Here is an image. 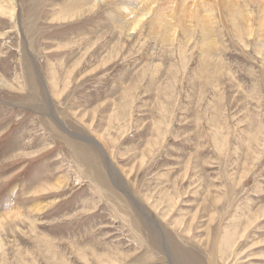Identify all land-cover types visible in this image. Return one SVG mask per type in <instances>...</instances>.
Segmentation results:
<instances>
[{
  "label": "rangeland",
  "instance_id": "obj_1",
  "mask_svg": "<svg viewBox=\"0 0 264 264\" xmlns=\"http://www.w3.org/2000/svg\"><path fill=\"white\" fill-rule=\"evenodd\" d=\"M20 1L0 22V264H183L174 244L264 264L261 2L133 30L137 0Z\"/></svg>",
  "mask_w": 264,
  "mask_h": 264
},
{
  "label": "bare ground",
  "instance_id": "obj_2",
  "mask_svg": "<svg viewBox=\"0 0 264 264\" xmlns=\"http://www.w3.org/2000/svg\"><path fill=\"white\" fill-rule=\"evenodd\" d=\"M109 1L110 0H85V3L89 8L94 10L97 7L103 6V3L106 4ZM120 1L121 0H114V2L112 3H115L117 5L123 4L124 9H128L127 4L136 0H129L128 3H124L126 0L123 1L122 3H119ZM200 1L201 0H137V3L139 5L138 8L139 14L132 13L130 11L125 15L124 20L136 22L135 27L133 29L135 30L139 28L138 26L142 22H145L147 20L148 16H151L150 19H156V18L158 19V17L162 14V17L160 18V22H162L163 17H165L163 22H172L173 20L176 19L174 17L175 16L174 14L176 13V10H178L179 13L177 12L178 13L177 17L181 19H185V22H194L196 17L200 22H207V20L208 21L211 20V18L214 16V11L216 9L215 7H213V4L218 3L217 2L218 0H215V3L213 2L214 0H203L202 3H200ZM255 1L256 0H220L219 2H220V8H223L224 10L225 9L228 10L229 15L233 19H237L239 16H241L248 22L251 21L253 17V13L249 10H246L245 7L251 6V4L249 3ZM259 1L261 2L260 4L261 11L262 13H264V0H259ZM20 2H21L20 0H0V22H20V14H19L21 9ZM209 7L211 9L209 10V12H207L208 15H204L203 12L205 11L206 13V9L207 8L209 9ZM179 22H183V21H179ZM6 37H7L6 34L0 33V38L3 39ZM51 117L53 118V121L56 122L58 126H60L59 121L53 117V114L51 115ZM10 218L11 216L8 217V215L5 217H0V226L3 229L5 227L4 225L6 224L4 220ZM173 249L177 253V258L180 263L202 264L201 263L202 261L199 260L201 258V254H199L200 252H196L194 250L193 251L186 250V249L182 250V248L179 247L177 244L173 245ZM197 254H199V256Z\"/></svg>",
  "mask_w": 264,
  "mask_h": 264
}]
</instances>
